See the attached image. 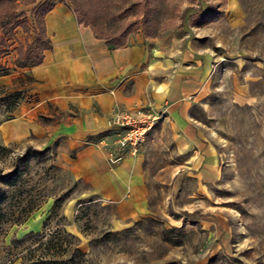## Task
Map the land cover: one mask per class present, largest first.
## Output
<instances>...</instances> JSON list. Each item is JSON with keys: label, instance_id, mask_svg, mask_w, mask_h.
Returning <instances> with one entry per match:
<instances>
[{"label": "rangeland", "instance_id": "rangeland-1", "mask_svg": "<svg viewBox=\"0 0 264 264\" xmlns=\"http://www.w3.org/2000/svg\"><path fill=\"white\" fill-rule=\"evenodd\" d=\"M62 1L105 38L126 31V42L190 41L208 53V97L192 115L212 135L219 180L201 184L155 124L137 155L148 212L122 223L74 177L63 145L0 138V264H264V0ZM14 2L0 3V123L29 100L30 78L16 72L45 44L41 16ZM17 91L11 110L4 97Z\"/></svg>", "mask_w": 264, "mask_h": 264}, {"label": "crops", "instance_id": "crops-1", "mask_svg": "<svg viewBox=\"0 0 264 264\" xmlns=\"http://www.w3.org/2000/svg\"><path fill=\"white\" fill-rule=\"evenodd\" d=\"M14 1L20 5L16 12L26 15H34L47 1L53 5L42 17L45 44L39 60L16 72L30 78L21 87L29 100L0 123L3 143L63 145V159L74 177L114 205L122 223L144 216L148 206L141 158L124 155L122 162L108 163L120 151L122 132L109 126L116 115L143 109L157 116V125L171 130L175 152L200 183L209 186L219 180L220 157L212 135L192 115V108L208 97L206 51L190 41L176 45L144 39L110 49L89 27L78 24L66 3ZM37 31L31 27L32 36Z\"/></svg>", "mask_w": 264, "mask_h": 264}, {"label": "built area", "instance_id": "built-area-1", "mask_svg": "<svg viewBox=\"0 0 264 264\" xmlns=\"http://www.w3.org/2000/svg\"><path fill=\"white\" fill-rule=\"evenodd\" d=\"M158 120L157 116H153L143 109L114 116L110 120L109 126L120 130L122 138L119 141V153L109 156L108 163L116 165L122 162L124 155L136 157L139 153L140 145Z\"/></svg>", "mask_w": 264, "mask_h": 264}, {"label": "trees", "instance_id": "trees-1", "mask_svg": "<svg viewBox=\"0 0 264 264\" xmlns=\"http://www.w3.org/2000/svg\"><path fill=\"white\" fill-rule=\"evenodd\" d=\"M3 1H5V0H0V2H3ZM59 2L65 3L62 0H60ZM72 3H73V1H72ZM52 5H53V3L52 4H50V3L46 4V2L39 5L36 9V12H35L36 15L39 14L42 18L51 9ZM73 13L76 16L78 24H83V25L89 27L91 29L94 37L96 39L104 40L110 49H118V48H121V47L126 45V43H127L126 37L129 35L130 32L125 31V32L120 33L116 37L114 35H111V36L105 38L99 33V31L97 30L95 25L88 23L89 19H88L87 14L82 12L80 9H78L77 6L73 10ZM20 94H21V91H17V92L11 93L9 95H6L4 97V99H6V100H11V107H10L11 110H13L15 108L16 100H18ZM52 263L54 264V262H52Z\"/></svg>", "mask_w": 264, "mask_h": 264}]
</instances>
